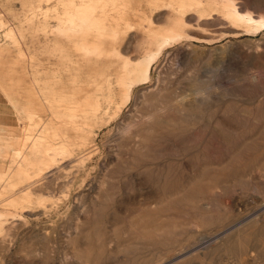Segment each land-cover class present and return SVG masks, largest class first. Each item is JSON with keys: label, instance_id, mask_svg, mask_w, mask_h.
<instances>
[{"label": "rangeland", "instance_id": "1", "mask_svg": "<svg viewBox=\"0 0 264 264\" xmlns=\"http://www.w3.org/2000/svg\"><path fill=\"white\" fill-rule=\"evenodd\" d=\"M0 96V264H264V0H0Z\"/></svg>", "mask_w": 264, "mask_h": 264}, {"label": "crops", "instance_id": "2", "mask_svg": "<svg viewBox=\"0 0 264 264\" xmlns=\"http://www.w3.org/2000/svg\"><path fill=\"white\" fill-rule=\"evenodd\" d=\"M5 111V113H4ZM10 112V109L9 107L7 106V104H5V107H4V104L2 103L1 101V96H0V127H9V114ZM5 116V120H3V117ZM9 129V128H8ZM11 130H7V132L9 133ZM7 169V168H6ZM6 169L4 170H0V173H3L6 171Z\"/></svg>", "mask_w": 264, "mask_h": 264}, {"label": "bare ground", "instance_id": "3", "mask_svg": "<svg viewBox=\"0 0 264 264\" xmlns=\"http://www.w3.org/2000/svg\"><path fill=\"white\" fill-rule=\"evenodd\" d=\"M229 8H230V6H229ZM85 16H88V15H85ZM250 17V16H249ZM252 18V17H251ZM86 22H88V21H86ZM252 22V21H251ZM84 24H87V23H84ZM79 27V26H78ZM84 27H85V25H84ZM179 33V32H178ZM178 37V36H177ZM174 38V37H173ZM153 41V40H152ZM161 41V40H160ZM168 41V40H167ZM153 43V42H152ZM152 49H154V48H152ZM155 50V49H154ZM153 55V54H152ZM149 62V61H148ZM139 64V63H138ZM141 66H144V68H145V65L143 64V65H141ZM147 66V65H146ZM129 67V66H128ZM148 67V66H147ZM146 67V68H147ZM144 68H143V71H144ZM146 68H145V71H146ZM140 69V68H139ZM147 69H149V68H147ZM125 71H126V69H125ZM132 71L133 70H131V73H132ZM136 71H138V70H136ZM140 71V70H139ZM138 71V72H139ZM143 71H140V72H143ZM129 72V74H130V71H128ZM127 71H126V73H128ZM140 72H139V74H140ZM145 73V72H144ZM145 75V74H144ZM148 75H149V72H148ZM140 77V76H139ZM139 77H137V78H139ZM142 77H144V76H141V78ZM134 78V77H133ZM135 79V78H134ZM140 79V78H139ZM139 79H137V80H139ZM140 80H143V79H140ZM130 81V80H129ZM135 82V81H134ZM139 82V81H138ZM136 83H137V81H136ZM128 84V83H127ZM135 84V83H134ZM213 241V240H212ZM210 243H211V241H210ZM208 245V244H207Z\"/></svg>", "mask_w": 264, "mask_h": 264}]
</instances>
